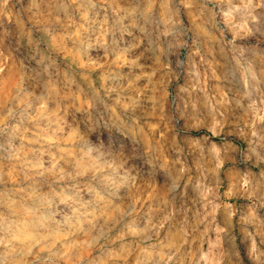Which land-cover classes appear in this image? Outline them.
Masks as SVG:
<instances>
[{
    "label": "rangeland",
    "instance_id": "rangeland-1",
    "mask_svg": "<svg viewBox=\"0 0 264 264\" xmlns=\"http://www.w3.org/2000/svg\"><path fill=\"white\" fill-rule=\"evenodd\" d=\"M0 264H264V0H0Z\"/></svg>",
    "mask_w": 264,
    "mask_h": 264
}]
</instances>
